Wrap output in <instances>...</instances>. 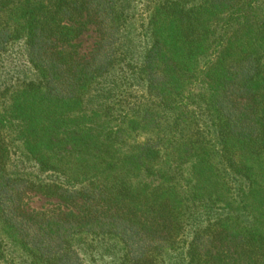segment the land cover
I'll use <instances>...</instances> for the list:
<instances>
[{
  "label": "trees",
  "instance_id": "trees-1",
  "mask_svg": "<svg viewBox=\"0 0 264 264\" xmlns=\"http://www.w3.org/2000/svg\"><path fill=\"white\" fill-rule=\"evenodd\" d=\"M0 264H264V0H0Z\"/></svg>",
  "mask_w": 264,
  "mask_h": 264
},
{
  "label": "rangeland",
  "instance_id": "rangeland-1",
  "mask_svg": "<svg viewBox=\"0 0 264 264\" xmlns=\"http://www.w3.org/2000/svg\"><path fill=\"white\" fill-rule=\"evenodd\" d=\"M91 43H92L91 37H88V35L85 37H82L80 39L81 51L82 52L85 51L89 47V45H91ZM51 204H53V202L47 201L44 198L33 197V199H31V201H30L29 207L33 208L35 210H41V209L50 208Z\"/></svg>",
  "mask_w": 264,
  "mask_h": 264
}]
</instances>
